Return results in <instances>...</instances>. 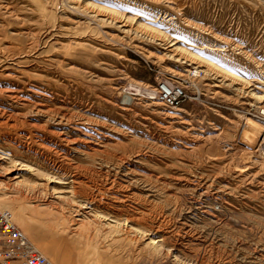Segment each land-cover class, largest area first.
I'll list each match as a JSON object with an SVG mask.
<instances>
[{
    "label": "rangeland",
    "instance_id": "374dc122",
    "mask_svg": "<svg viewBox=\"0 0 264 264\" xmlns=\"http://www.w3.org/2000/svg\"><path fill=\"white\" fill-rule=\"evenodd\" d=\"M247 118L264 128V0H0V192L53 264H264Z\"/></svg>",
    "mask_w": 264,
    "mask_h": 264
},
{
    "label": "built area",
    "instance_id": "2783aa9c",
    "mask_svg": "<svg viewBox=\"0 0 264 264\" xmlns=\"http://www.w3.org/2000/svg\"><path fill=\"white\" fill-rule=\"evenodd\" d=\"M156 96L165 106L176 107L187 92L183 85L163 82L157 85ZM0 264H53L14 222L8 209H0Z\"/></svg>",
    "mask_w": 264,
    "mask_h": 264
},
{
    "label": "bare ground",
    "instance_id": "6f19581e",
    "mask_svg": "<svg viewBox=\"0 0 264 264\" xmlns=\"http://www.w3.org/2000/svg\"><path fill=\"white\" fill-rule=\"evenodd\" d=\"M87 2V1H86ZM94 5H96V6H98V7H101V8H105V7H102V6H99V5H97V4H94ZM113 8V7H112ZM106 10V9H105ZM126 17V16H125ZM133 21V20H132ZM138 21V20H137ZM139 23H141V22H139ZM141 24H143L144 26H146V27H149V28H152V29H154L155 31H158L159 33H163L160 29H158V28H156V27H154V26H152V25H150L149 23H146V22H142ZM164 34V33H163ZM164 36V35H163ZM170 42H171V40H170ZM175 45V44H174ZM177 49H179V50H181L182 52H188V54L192 57V58H194V59H202V60H205V61H207L213 68H216V69H220V70H226V69H224V68H222V67H220V65H218V64H215L213 61H211V60H209V59H207V58H204V57H202V56H198L199 54H195V53H193L192 51H189L188 49H186L185 47H182V46H177ZM170 51V50H169ZM188 56V55H187ZM237 75V74H236ZM247 120H248V123L253 127V128H256L257 130L258 129H260V127H261V129L264 131V128L261 126V124H259V123H257V121L255 122L254 120H252L251 118H247ZM262 130H261V132H262ZM242 133H244V132H242ZM252 133H250L249 134V132H245V135L246 136H248L249 137V139L251 138L250 136H252L251 135ZM261 141L260 142H258V143H260V144H263V142H264V139L262 140V138L260 139ZM257 144V143H256ZM262 146H264V145H262ZM262 155H264V153L262 154ZM17 180V179H16ZM25 183H27V181L24 179V178H21V179H19L18 181H17V185H23V184H25ZM0 204H1V206H0V209H5L6 207V209H8V208H10L13 212H14V214L16 215V217L17 218H20V217H22L23 216V209H22V207L21 206H18V205H14V204H12V203H9V200L6 198V196H4V194L3 193H1L0 192ZM3 207H5V208H3ZM9 210V209H8ZM11 210H9L11 213H12V217H13V220H14V222H16L17 223V225L22 229V231L26 234V235H28L27 234V232L20 226V224L17 222V220H16V218H15V216H14V214H13V212L11 211ZM105 224V226L106 225H108V226H110V229L111 230H114V229H116V228H118V227H120V225L118 224V223H115V224H112L111 222H105L104 223ZM86 228H87V226H86ZM100 229V228H99ZM98 229V230H99ZM81 236H83V234H81ZM155 242V241H154ZM33 243V242H32ZM110 243V242H109ZM108 243V244H109ZM34 244V243H33ZM34 246L37 248V250L38 251H40L42 254H44L43 252H42V250L39 248V246L38 245H35L34 244ZM155 247H156V245H155ZM49 250H50V248L49 247H47ZM45 255V254H44ZM46 256V255H45ZM48 258V257H47ZM51 260V259H50ZM51 262H53V261H51Z\"/></svg>",
    "mask_w": 264,
    "mask_h": 264
}]
</instances>
